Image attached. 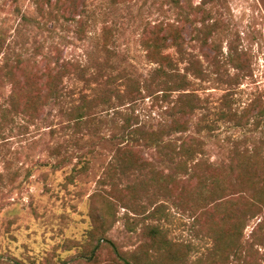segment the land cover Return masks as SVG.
<instances>
[{"label":"rangeland","instance_id":"1","mask_svg":"<svg viewBox=\"0 0 264 264\" xmlns=\"http://www.w3.org/2000/svg\"><path fill=\"white\" fill-rule=\"evenodd\" d=\"M80 11L66 22L37 0H0V264H110V243L131 260L147 252L149 264H169V249L153 245L155 229L185 254L180 264H264V211L246 219L233 251L218 258L207 216L152 182L155 170L176 173L169 149L143 148L153 167L141 170L124 169L118 157L128 141L142 145L136 129H169L183 94L195 97L186 135L201 139L203 159L222 168L236 149L252 154L262 145L264 0H86ZM168 22L178 23L184 44L169 50L174 67L163 70L142 40ZM48 61L75 65L61 97L35 119L11 111L8 68L44 70ZM181 136L171 131L164 143ZM183 188L194 184L172 194ZM105 215L107 240L93 262L82 251L95 248Z\"/></svg>","mask_w":264,"mask_h":264},{"label":"trees","instance_id":"2","mask_svg":"<svg viewBox=\"0 0 264 264\" xmlns=\"http://www.w3.org/2000/svg\"><path fill=\"white\" fill-rule=\"evenodd\" d=\"M85 2L86 0H37L40 11L56 20L63 18L66 22L76 21L77 16H81L80 9ZM77 22L80 33H83L86 27L85 21L78 19ZM103 40L104 47H107L110 41L107 29L104 31ZM183 44L182 29L178 23L170 22L154 25L142 40L148 60L163 70L174 67V60L169 50L172 48L181 50ZM1 47H3L2 43H0V49ZM48 62L49 64L44 70L37 69L30 62H20L16 67L8 68L7 75L10 77L11 84V111L35 119L39 117L44 107L61 97L64 91V80L75 69V65L65 61L55 66L50 61ZM170 77L173 79L174 75H170ZM177 83L181 89L186 84L180 80ZM139 91L137 89L135 93L138 94ZM195 108L193 94L180 95L174 107L173 116L175 119L170 123L169 129L159 131L144 127L136 129L135 137H132L140 140L141 148L133 145L134 142L128 141L118 150V157L124 169L141 170L145 166L153 167L142 155L143 148L145 150L158 148L160 152L164 151L161 148H168L169 151L166 155L174 163L176 173L165 175L163 171L155 170L152 182L157 185L160 183L168 185L165 187V192L160 190L165 198L172 197L184 201L186 205L191 204L194 214L200 216L201 220L207 216L208 228L214 231V238L217 240L216 256L223 259L233 251L234 241L241 236L246 219H252L264 211V142L256 147L252 154L248 150L236 149L235 155L233 158L231 157V164L218 168L201 157V154L204 153L201 139L193 135H186L189 130V120ZM171 131L182 135L180 144L173 141L164 143V136ZM228 183L232 184L229 194H227L226 187ZM191 184H194L193 189L183 188L182 192H176V196L172 194L173 187H182V185L188 187ZM135 193L136 191H132L133 196ZM233 203H237L235 204L236 209L230 212L229 206ZM161 209L162 207H158L157 210ZM224 210L226 213H221ZM107 217V215L102 216V234L96 230L92 236L100 234L95 248L89 252L82 251L85 257L93 262L100 249L101 239L107 240ZM152 231L154 240H156L153 245L164 247L165 250L169 249L167 250V263L180 264L181 261L183 263L185 254L180 250H174L160 231L157 229ZM110 249L114 256L109 262L110 264H149L146 260L147 252H144L143 256L136 254L137 259L131 260L112 243H110Z\"/></svg>","mask_w":264,"mask_h":264}]
</instances>
